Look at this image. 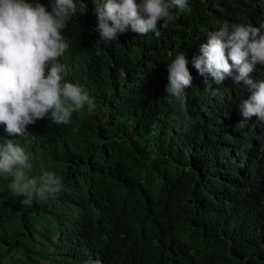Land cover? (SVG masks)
I'll return each mask as SVG.
<instances>
[{
  "label": "trees",
  "instance_id": "trees-1",
  "mask_svg": "<svg viewBox=\"0 0 264 264\" xmlns=\"http://www.w3.org/2000/svg\"><path fill=\"white\" fill-rule=\"evenodd\" d=\"M75 2L60 59L96 107L68 125L37 121L26 137L0 125V143L30 154L31 176L63 179L54 198L24 205L0 176V264H264V121L241 127L250 87L232 77L209 87L192 64L226 22L264 24V0H189L158 37L129 29L113 41L100 36L99 0ZM181 53L193 77L187 127L166 91ZM250 78L264 80V64Z\"/></svg>",
  "mask_w": 264,
  "mask_h": 264
},
{
  "label": "clouds",
  "instance_id": "clouds-1",
  "mask_svg": "<svg viewBox=\"0 0 264 264\" xmlns=\"http://www.w3.org/2000/svg\"><path fill=\"white\" fill-rule=\"evenodd\" d=\"M178 11L174 12L173 10ZM84 8L81 6L80 11ZM189 0H99L95 3L98 30L103 41L116 40L129 29L138 35L154 32L189 11ZM75 0H55L49 11L28 0H0V125L8 137H26L28 126L50 118L56 125L71 123L74 113L96 107L95 98L80 85L67 81L69 69L61 57L69 47L62 31L77 14ZM260 27L226 22L220 30L208 34L200 46V55L192 58L199 75L211 87L209 77L220 85L226 77L243 81L252 94L240 104L246 126L252 117L264 121V80L253 81L250 74L264 64V35ZM188 59L181 53L168 65L167 98H173L178 112L173 119L187 127L191 119L186 109V89L193 77ZM236 73V75H234ZM219 93L212 89V95ZM31 156L13 139L0 143V176L8 177L13 196L23 197L24 205L47 201L62 191L63 179L51 171L38 177L29 173Z\"/></svg>",
  "mask_w": 264,
  "mask_h": 264
}]
</instances>
